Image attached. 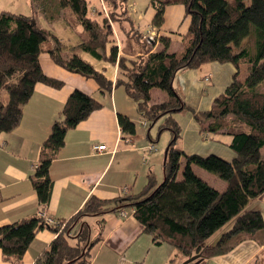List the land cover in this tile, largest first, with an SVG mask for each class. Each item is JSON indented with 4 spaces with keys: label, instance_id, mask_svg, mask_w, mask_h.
Returning a JSON list of instances; mask_svg holds the SVG:
<instances>
[{
    "label": "trees",
    "instance_id": "obj_1",
    "mask_svg": "<svg viewBox=\"0 0 264 264\" xmlns=\"http://www.w3.org/2000/svg\"><path fill=\"white\" fill-rule=\"evenodd\" d=\"M176 1L183 5L189 22L181 46L175 51L167 50V36L157 37L161 49H150L155 35L140 30L130 14L128 0H101L106 12L100 7L95 13H90L87 0H58L60 7L71 9L76 21L75 41L68 43L50 29L38 26L31 15L0 11V91L5 89L7 93L6 100L0 99V135L20 123L23 106L37 83L51 88L63 85V81L42 71V52L57 66L93 79L101 93H109L113 84L122 86L147 123V136L153 141L150 144L157 142L163 130L170 133L159 183L150 174L137 193L110 199L91 195L70 218L57 220V224L32 215L0 225L4 262L20 264L37 232L48 228L55 237L33 264H89L93 249L101 240L104 215L126 207L133 209L143 232L155 244L171 246L183 259L198 254L202 259L197 264H204L205 259L226 253L247 239L264 243L261 213L245 208L250 199L264 195V92L253 89L264 80V0ZM168 3L169 0L148 1L155 10L151 27L162 26ZM112 23L123 32V54H119ZM77 25L82 27L84 37L76 34ZM149 36L152 39L148 40ZM72 48L115 66L114 82L79 54H61ZM211 62L230 63L235 71L207 109L194 110L175 90L174 77L180 70L197 69ZM240 63L247 65L243 80L239 79ZM153 88L164 91L165 99H153ZM100 107L98 99L81 90L74 89L67 96L40 145L30 176L40 205L49 201V167L65 143L66 132ZM187 111L197 123L201 138L225 145L233 153L231 159L214 153L187 154L181 149V127L172 115ZM117 122L123 134L135 133V123L126 115L118 113ZM155 125L156 135L151 138L149 130ZM182 160V177L177 179ZM192 165L217 173L225 187L219 190L211 186L194 172ZM89 217H97L93 236ZM229 223L214 242L208 241Z\"/></svg>",
    "mask_w": 264,
    "mask_h": 264
},
{
    "label": "crops",
    "instance_id": "obj_2",
    "mask_svg": "<svg viewBox=\"0 0 264 264\" xmlns=\"http://www.w3.org/2000/svg\"><path fill=\"white\" fill-rule=\"evenodd\" d=\"M99 3L98 8L89 9L90 13H95L100 7L106 12L101 0ZM172 3L176 2L170 1L165 6L164 22L159 29L150 25L155 10L149 14L150 19L143 23L142 28L132 17L145 34L149 31L155 35L151 50L162 48L158 36H167L171 40L170 34L174 31L169 24L187 20L188 27L189 20L184 17L183 5ZM149 7L151 6L147 5L146 9ZM0 11L23 13L33 17L31 0H0ZM53 11L48 12L43 26L37 25L50 29L58 37L61 35L55 28H59L63 33V41L68 43L69 40H74L73 31L76 27L74 20L70 23L60 11ZM187 27L181 37L187 31ZM112 28L119 54H123L125 50L123 32L116 30L114 23ZM42 53L48 58H42ZM42 53L39 55L42 71L63 81V85L60 88H51L37 83L30 99L23 106L20 123L12 131L0 135V225L18 222L32 215L38 216L39 212H44L56 221L66 220L91 195L110 199L139 192L146 184L148 176L150 174L155 176L152 168L157 165H161L162 168L163 165L165 145L157 146L154 142L156 147L154 151L145 150L153 142L147 136V123L142 124L144 120L122 86H114L112 83L109 93H101L93 79L57 66L46 52ZM79 55L114 82L115 66L95 59L85 52H79ZM234 71L235 67L230 63H205L197 69L178 71L173 86L187 106L194 110H203L207 109L213 99L224 90ZM74 89L98 99L101 107L66 132L65 143L49 167V176L52 180L49 201L45 205H40L30 176L37 164L42 141L47 137L52 122L58 118L67 96ZM156 91L154 93L157 97H153L151 92L153 99H165L166 96ZM118 113L126 115L135 123L133 135L121 132L117 122ZM172 117L181 127L180 146L185 153L202 155L214 153L226 160L233 157L232 151L225 145L201 138L198 125L190 112L175 113ZM156 131V125L149 130L151 138L155 137ZM162 135L163 131L157 141H160ZM94 145H105L106 150L95 151ZM144 153L148 155L146 161L142 159ZM192 169L202 177L197 168ZM124 186L128 190L122 194L120 188ZM219 186L218 188L223 189L225 181L222 180ZM245 208L258 210L264 221V195L250 199ZM122 210L126 213L124 216L120 214ZM132 213L133 209L126 207L116 208L104 215L101 240L94 247L89 264H183L185 259L171 246L165 243L155 244L151 237L143 232L142 225ZM90 218L92 217L87 220L90 221ZM94 220L96 222L97 217ZM54 237L55 233L48 228L39 230L20 264H33ZM0 264H11L2 260L1 252ZM204 264H264V243L244 240L226 253L205 259Z\"/></svg>",
    "mask_w": 264,
    "mask_h": 264
},
{
    "label": "rangeland",
    "instance_id": "obj_3",
    "mask_svg": "<svg viewBox=\"0 0 264 264\" xmlns=\"http://www.w3.org/2000/svg\"><path fill=\"white\" fill-rule=\"evenodd\" d=\"M88 1V8L92 9L93 7L98 8L100 6L99 0H87ZM129 1V5H130V14L131 16L138 21L139 25L141 26V28L143 27V23L145 24V22L147 20H149V14L151 12L154 13V9L149 7L146 9V6L148 5V1L149 0H128ZM170 1H175L176 3H172V4H180L179 2H177L176 0H169ZM31 4L33 7V19L35 20V22L40 25L43 26L44 25V20L46 19V15L48 14V12H54L53 10H55V12L60 11L64 17L67 19L68 22H72L74 19V15L71 11V9L69 7H60L58 4V0H31ZM45 8V9H43ZM78 24V23H77ZM170 27H173V33L170 34L171 36V40L170 43L167 47L168 51H174L180 48V39H181V35L182 33L186 30L187 27V20L182 21L178 20V22H173L172 24H169ZM78 26V25H77ZM57 29V33H59L61 36V39H64L63 37V33L60 31L59 28H55ZM76 34L77 35H81L84 37V32L82 27H79L76 29ZM244 42L247 41L246 38L243 40ZM79 52H82L79 48H72L70 50H66V51H62L61 54L64 57H68L71 56L72 54H79ZM42 58L47 57V55L45 53L41 54ZM48 58V57H47ZM44 65V64H43ZM247 72V65L245 63H240L239 65V79L243 80L245 75ZM253 89L255 91L258 92H264V80L259 82L257 85H255L253 87ZM155 90H157L158 92H161L164 96H166L165 92L162 91L159 88H153L151 89L152 92V96L153 97H157L155 96ZM156 91V92H157ZM7 98V93L5 89H2L0 91V99L2 100H6ZM170 138V133L167 130H163V135L160 138V141L156 142V145L161 146V145H165L166 147V143H168V140ZM162 153V152H161ZM262 154L264 155V148L262 150ZM184 167V161H181V165L179 168V171L177 173V179H181L182 177V169ZM193 168H197V170H199V172H201L202 175V179H204L208 184H210L211 186L217 188V189H221L218 188L220 187V183L222 182V178L214 172L211 171H207L205 169H202L198 166L192 165ZM154 172H155V179H156V183H159L162 179H163V173H162V168L161 165H157L154 168ZM96 217H92L90 218L89 224L91 226V235H95L97 232V226H96V222L95 219ZM230 226V223L227 224L225 227H223L221 230L217 231L213 236H211L209 238V242H214V240L217 238L218 234L222 231L227 229Z\"/></svg>",
    "mask_w": 264,
    "mask_h": 264
},
{
    "label": "built area",
    "instance_id": "obj_4",
    "mask_svg": "<svg viewBox=\"0 0 264 264\" xmlns=\"http://www.w3.org/2000/svg\"><path fill=\"white\" fill-rule=\"evenodd\" d=\"M150 39H152L151 36H149L148 40H150ZM142 124L145 125L146 122L143 121ZM93 149H94L95 151H103V150H106V146H105V145H94V146H93ZM155 149H156V148H155V146H154L153 144H149V145L146 147L145 150H146L147 152H152V151H154ZM142 159H143V161H146V160L148 159V155H147V153H144V154H143ZM127 190H128V189H127L125 186L120 188V191H121L122 194L125 193V192H127ZM120 214H121L122 216H124L126 213H125L124 210H122V211L120 212ZM37 215H38L39 217L43 218V220H44L46 223H49V224H57V221H56V220H54V219H52L51 217L45 215L44 212H39Z\"/></svg>",
    "mask_w": 264,
    "mask_h": 264
},
{
    "label": "water",
    "instance_id": "obj_5",
    "mask_svg": "<svg viewBox=\"0 0 264 264\" xmlns=\"http://www.w3.org/2000/svg\"><path fill=\"white\" fill-rule=\"evenodd\" d=\"M198 254L192 255L183 261V264H197L202 258Z\"/></svg>",
    "mask_w": 264,
    "mask_h": 264
}]
</instances>
